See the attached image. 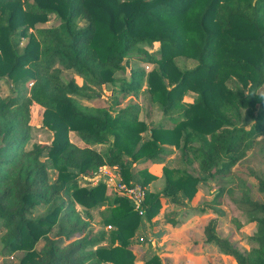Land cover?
Returning <instances> with one entry per match:
<instances>
[{"label":"trees","instance_id":"16d2710c","mask_svg":"<svg viewBox=\"0 0 264 264\" xmlns=\"http://www.w3.org/2000/svg\"><path fill=\"white\" fill-rule=\"evenodd\" d=\"M51 16L57 22L46 26ZM131 60L154 68L135 70ZM180 61L195 66L182 68ZM63 70L74 71L83 84L64 81ZM118 73L130 77L122 80L124 94L139 96L147 82L148 106L160 105L165 122L147 125L139 105L112 115L111 107L81 103L100 99L98 89L116 84ZM5 77L17 92L0 95L3 253H20L18 264H134L131 240L144 220L160 214L161 197L177 201L182 193L192 200L200 183L230 175L264 139V0H0V79ZM188 93L197 96L191 104L184 101ZM34 104L44 109V126L53 132L50 147L27 148ZM71 133L82 145L71 141ZM144 133L149 140L143 141ZM166 145L180 148L203 176L164 167L165 187L153 193L148 187L156 177L140 170L138 182L147 191L143 216L128 197L109 196L103 182L80 185L81 176L114 167L131 186L133 165L162 163ZM50 169L58 174L54 183ZM259 192L264 195V174ZM242 203L258 225L253 251L245 254L220 237L217 220L206 225V242L236 264H264V202ZM39 205L50 208L35 218ZM76 205L106 206L102 227L114 230L95 233L92 216ZM144 263L163 261L153 254Z\"/></svg>","mask_w":264,"mask_h":264},{"label":"rangeland","instance_id":"374dc122","mask_svg":"<svg viewBox=\"0 0 264 264\" xmlns=\"http://www.w3.org/2000/svg\"><path fill=\"white\" fill-rule=\"evenodd\" d=\"M56 22L57 18L51 16L46 26L54 25ZM80 25L85 27L86 22H81ZM27 41V39H23L19 42L20 52L23 51ZM148 50L154 52L157 48ZM130 62L135 70L150 72L154 68L136 60ZM180 64L182 68H193L195 66L194 62L180 61ZM62 77L66 82L75 79L80 85L83 84V78L74 71L63 70ZM116 79V84L105 85L98 89L101 94L100 99L95 102L81 100V103L87 106L111 107L112 115L129 106L139 105L141 109L140 119L147 125L156 126L165 122V115L160 105L152 108L148 106L150 102L149 95L147 91H144L147 82H145L140 95L136 97L134 94L128 95L121 92L122 80L130 81L127 74L118 73ZM31 85H29V89ZM16 92L17 89L12 81L7 77L0 79V95L3 98L13 97ZM260 93L264 95V87L260 90ZM196 98L197 96L194 93H188L184 101L186 104H191ZM32 112L31 140L27 148L31 149L33 144L50 147L53 132L44 126V109L38 104H34ZM245 118L249 124L252 123L246 116ZM166 128H174V124L167 123ZM70 138L72 142L82 145L75 133H71ZM143 139V141L149 140L150 133H144ZM259 142L249 152L248 156L233 168L230 175L200 183L199 190L192 200L184 197L182 193L177 201L161 197L162 208L160 214L150 223L144 220L135 237L131 240L129 247L136 256L134 264H145L144 260L150 258L153 254L159 255L163 264H236L233 258L223 255L215 245L206 242L204 229L212 220H217V232L220 237L229 240L243 253L250 254L253 251L251 238L256 234L258 225L250 219L242 201L250 198L261 203L264 202V195L259 192V178L264 174V139L259 138ZM92 147L99 151L105 149L101 145ZM164 147L168 154L164 156L162 163H154L151 160L143 159L133 165L132 173L135 175V179L131 182V185H141L138 182V177L139 171L142 169H147L151 175L156 177L148 187V190L153 193H162L165 187L164 167L179 168L191 172L197 177L203 176L198 164L189 163L180 148L167 145ZM151 164L157 166L155 167L156 174L150 172L148 167ZM49 173L50 182L54 183L58 176L57 171L50 169ZM79 181L81 186L88 188L95 187L103 182L107 186L109 196H125L121 187L127 184L123 182L118 168L105 167L103 173H99L92 178L81 176ZM216 199L218 203L214 204ZM76 207L83 216L86 217L87 213L92 216L91 229L95 233H100L103 230H114V227H102L104 219L102 212L106 209V206H99L92 210H87L81 205H76ZM49 208V205L37 206L34 217L44 216ZM66 244L68 243L65 242L63 245ZM42 245L43 243L40 246ZM20 256V253H3V246L0 243V264H18Z\"/></svg>","mask_w":264,"mask_h":264},{"label":"built area","instance_id":"2783aa9c","mask_svg":"<svg viewBox=\"0 0 264 264\" xmlns=\"http://www.w3.org/2000/svg\"><path fill=\"white\" fill-rule=\"evenodd\" d=\"M32 86V85H31ZM104 168L100 170L99 173H103ZM98 173V174H99ZM113 181V180H112ZM123 194L128 197L130 200H132L135 210L143 216L145 213L146 205L145 200L147 196V191L144 187L141 185H131V186H124L121 187Z\"/></svg>","mask_w":264,"mask_h":264},{"label":"crops","instance_id":"0c3cea01","mask_svg":"<svg viewBox=\"0 0 264 264\" xmlns=\"http://www.w3.org/2000/svg\"><path fill=\"white\" fill-rule=\"evenodd\" d=\"M155 167H157L155 164H151V165L148 167L149 170H150V172L153 173V174H156V173H155Z\"/></svg>","mask_w":264,"mask_h":264}]
</instances>
